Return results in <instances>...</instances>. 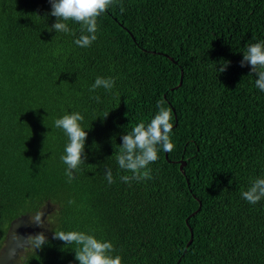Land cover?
Returning a JSON list of instances; mask_svg holds the SVG:
<instances>
[{"label": "trees", "instance_id": "trees-1", "mask_svg": "<svg viewBox=\"0 0 264 264\" xmlns=\"http://www.w3.org/2000/svg\"><path fill=\"white\" fill-rule=\"evenodd\" d=\"M50 13V0H0V250L13 220L51 203L47 242L19 264H78L54 235L71 229L111 240L123 264H264V199L241 196L264 175V91L241 66L264 39V0H113L88 48L73 43L78 23L49 31ZM98 75L115 88L90 92ZM157 101L172 109L174 147L121 181L131 172L115 147ZM73 110L90 129L69 179L54 120Z\"/></svg>", "mask_w": 264, "mask_h": 264}, {"label": "clouds", "instance_id": "clouds-1", "mask_svg": "<svg viewBox=\"0 0 264 264\" xmlns=\"http://www.w3.org/2000/svg\"><path fill=\"white\" fill-rule=\"evenodd\" d=\"M113 0H50L51 15L56 17V22L48 27L49 31L57 34H73L69 21L79 24V35L73 41L80 48H88L98 39L97 18L109 7ZM121 11L124 8L121 7ZM241 66L251 65V74H255V87L264 91V39L256 40L245 46ZM216 70L224 72L229 62L221 61ZM114 76H96L90 85L89 91L95 93L96 89L111 91L116 86ZM99 99V96L96 97ZM109 113L106 114L107 117ZM85 116L81 111H64V114L54 120V127L61 129L65 135L63 153L60 160L66 165V175L71 179L75 173L82 170L86 162V144L88 128ZM172 109L157 101L156 112L145 123L138 122L130 130H126L121 136L122 143L117 144L116 160L119 169L131 172L129 175H121V181L130 182L147 177L149 165L160 158L161 152H170L174 147ZM115 141V138H113ZM105 179L109 184L114 182L111 168L105 171ZM241 196L249 204H256L264 199V175L252 179L247 190L241 191ZM42 210L32 214V222L43 225ZM55 238L65 242V245L74 244L75 260L78 264H123L122 255L116 252L111 240L98 237L94 231L79 229L55 231ZM44 232L29 235L22 240L21 248L32 250L42 249L47 242Z\"/></svg>", "mask_w": 264, "mask_h": 264}, {"label": "water", "instance_id": "water-1", "mask_svg": "<svg viewBox=\"0 0 264 264\" xmlns=\"http://www.w3.org/2000/svg\"><path fill=\"white\" fill-rule=\"evenodd\" d=\"M183 77L184 74L182 72L181 82L177 88H180L182 86ZM168 157L169 154L168 152H166V158ZM179 163H180V170L184 173V167L186 165V162L181 161ZM52 209L53 207L51 203H48L47 207L42 209L44 213L42 217V219L44 220L43 225L32 222L31 216L28 214L22 215L11 222L3 247L0 250V264H19L21 254L25 251V249H27V248L24 249L21 248V244L23 242L22 240L26 239L29 235L37 234V232L40 231L41 227H49V223L47 222V217ZM199 210L200 208L192 215L193 216L196 215L199 212ZM46 234L50 235V232H46ZM192 240H193V232L187 247L191 244Z\"/></svg>", "mask_w": 264, "mask_h": 264}, {"label": "flooded vegetation", "instance_id": "flooded-vegetation-1", "mask_svg": "<svg viewBox=\"0 0 264 264\" xmlns=\"http://www.w3.org/2000/svg\"><path fill=\"white\" fill-rule=\"evenodd\" d=\"M49 231H50V229L48 227H41L40 231L37 232V233L44 232L45 235H46V232H49ZM25 253H26V249H25V251L22 254H25ZM22 254H21V256H22ZM20 259H21V257H20Z\"/></svg>", "mask_w": 264, "mask_h": 264}, {"label": "bare ground", "instance_id": "bare-ground-1", "mask_svg": "<svg viewBox=\"0 0 264 264\" xmlns=\"http://www.w3.org/2000/svg\"><path fill=\"white\" fill-rule=\"evenodd\" d=\"M27 250V249H26Z\"/></svg>", "mask_w": 264, "mask_h": 264}]
</instances>
